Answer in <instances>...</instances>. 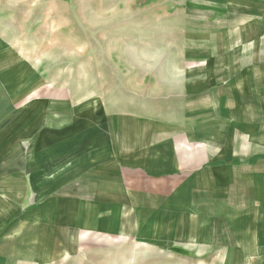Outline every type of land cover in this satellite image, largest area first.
Segmentation results:
<instances>
[{
    "label": "crops",
    "instance_id": "obj_1",
    "mask_svg": "<svg viewBox=\"0 0 264 264\" xmlns=\"http://www.w3.org/2000/svg\"><path fill=\"white\" fill-rule=\"evenodd\" d=\"M176 9L186 62L157 110L67 95L0 108V264H50L107 240L183 264H264V0ZM5 39L1 64L15 54Z\"/></svg>",
    "mask_w": 264,
    "mask_h": 264
},
{
    "label": "rangeland",
    "instance_id": "obj_2",
    "mask_svg": "<svg viewBox=\"0 0 264 264\" xmlns=\"http://www.w3.org/2000/svg\"><path fill=\"white\" fill-rule=\"evenodd\" d=\"M183 2L47 0L32 9L0 7V31L15 51L5 64L0 59V108L41 110L44 98L67 95L95 98L108 111L141 116L157 110V97L175 93V80L182 79L186 41L175 9ZM13 122L7 118L5 126ZM50 264L183 263L136 242L107 240L85 243Z\"/></svg>",
    "mask_w": 264,
    "mask_h": 264
}]
</instances>
